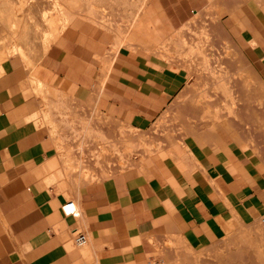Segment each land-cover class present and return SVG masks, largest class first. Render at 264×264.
<instances>
[{"label": "crops", "instance_id": "0c3cea01", "mask_svg": "<svg viewBox=\"0 0 264 264\" xmlns=\"http://www.w3.org/2000/svg\"><path fill=\"white\" fill-rule=\"evenodd\" d=\"M111 2L123 1L0 0V264H174L264 217V165L231 140L161 150L151 176L66 175L85 163L81 132L107 143L112 121L146 130L192 81L152 36L121 43L97 13ZM197 16L218 20L264 85V0H147L140 13L162 39Z\"/></svg>", "mask_w": 264, "mask_h": 264}, {"label": "rangeland", "instance_id": "374dc122", "mask_svg": "<svg viewBox=\"0 0 264 264\" xmlns=\"http://www.w3.org/2000/svg\"><path fill=\"white\" fill-rule=\"evenodd\" d=\"M122 1V4L100 5L102 9L97 13L103 17L102 22L107 20L117 25L121 43L127 41L129 48L140 42L141 37L152 36L155 52L162 58L177 65L188 63L192 81L146 130L112 121L110 142L104 143L98 129L109 121L97 115L98 132L94 137L90 133H80V138L87 142L79 147L85 163L80 168L70 167L66 175L80 184L123 173L151 176L155 170L146 163L154 155L162 150L173 157L178 147L185 146L189 140L201 143L231 140L264 165V85L220 28L218 20L212 16H197L171 37L162 39L148 22L143 20L142 23L140 13L147 0ZM53 6L54 12L66 11L58 3ZM121 12L124 19L120 20ZM49 17L50 13L46 12L44 21ZM46 22L50 24V21ZM121 29H124L123 33ZM47 38L50 36L45 35ZM121 43L113 46V55ZM51 126L56 130L54 125ZM58 134L51 132L53 137ZM85 172L91 177L84 179ZM174 264H264V217L257 218L252 224L235 227L224 239L202 251L192 250L189 259L185 262L176 259Z\"/></svg>", "mask_w": 264, "mask_h": 264}, {"label": "built area", "instance_id": "2783aa9c", "mask_svg": "<svg viewBox=\"0 0 264 264\" xmlns=\"http://www.w3.org/2000/svg\"><path fill=\"white\" fill-rule=\"evenodd\" d=\"M62 211L66 217H75L78 215V209L73 201H68L62 206ZM77 245L81 246L85 243V238L82 235H79L76 239Z\"/></svg>", "mask_w": 264, "mask_h": 264}, {"label": "bare ground", "instance_id": "6f19581e", "mask_svg": "<svg viewBox=\"0 0 264 264\" xmlns=\"http://www.w3.org/2000/svg\"><path fill=\"white\" fill-rule=\"evenodd\" d=\"M51 16H52V15H51ZM45 23H46V22H45ZM47 23H48V22H47ZM38 31H39V30H38ZM38 35H39V34H38ZM37 37H38V36H37ZM200 54H201V53H200ZM224 81H225V80H224ZM219 82H220V81H219ZM219 87H220V86H219ZM215 89H216V87H215ZM222 90H224V89H222ZM225 90H226V89H225ZM232 111H233V110H232ZM228 112H229V111H228ZM145 148H146V147H145ZM149 149H150V148H149ZM149 156H150V155H149ZM250 231H251V230H250ZM253 231H254V230H253ZM258 232H259V231H258ZM260 232H261V231H260ZM262 234H263V233H262ZM242 239H243V238H242ZM244 240H245V239H244ZM242 241H243V240H242ZM253 244H254V243H253ZM262 249H263V248H262ZM262 249H261V250H262ZM261 250H260V251H261ZM257 251H258V250H257ZM259 253H260V252H259ZM256 255H257V254H256ZM258 258H259V257H258Z\"/></svg>", "mask_w": 264, "mask_h": 264}]
</instances>
